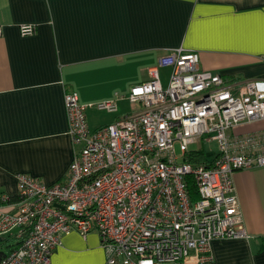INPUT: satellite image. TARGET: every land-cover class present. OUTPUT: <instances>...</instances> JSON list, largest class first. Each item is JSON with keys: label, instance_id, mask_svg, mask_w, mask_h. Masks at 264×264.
I'll use <instances>...</instances> for the list:
<instances>
[{"label": "built area", "instance_id": "2783aa9c", "mask_svg": "<svg viewBox=\"0 0 264 264\" xmlns=\"http://www.w3.org/2000/svg\"><path fill=\"white\" fill-rule=\"evenodd\" d=\"M36 30L20 25L24 36ZM160 67L171 68L168 84ZM151 74L128 95L141 108L95 130L88 107L116 112L117 100L85 104L76 90L65 92L76 147L67 178L47 184L18 174L19 202L0 214V237L17 230L20 240L0 264H49L72 231H98L107 264L206 262L215 239L249 236L234 176L264 166V129L237 128L264 120V82L228 83L181 48ZM212 143L210 161L189 159Z\"/></svg>", "mask_w": 264, "mask_h": 264}, {"label": "crops", "instance_id": "0c3cea01", "mask_svg": "<svg viewBox=\"0 0 264 264\" xmlns=\"http://www.w3.org/2000/svg\"><path fill=\"white\" fill-rule=\"evenodd\" d=\"M24 23L35 34L22 35ZM0 24V214L17 207L19 173L67 178L76 147L66 91L85 104L117 100L116 112L88 107L95 130L141 108L128 99L132 86L175 49L197 51L201 67L228 83L264 82V0H0ZM168 72L159 68L163 83ZM259 129L264 120L237 132ZM234 177L249 236L215 239L211 260L185 264H264V166ZM16 232L0 246L19 242ZM49 264H107L100 233L64 234Z\"/></svg>", "mask_w": 264, "mask_h": 264}, {"label": "trees", "instance_id": "16d2710c", "mask_svg": "<svg viewBox=\"0 0 264 264\" xmlns=\"http://www.w3.org/2000/svg\"><path fill=\"white\" fill-rule=\"evenodd\" d=\"M212 153L200 151V153L193 154L190 156V160L195 163L208 162ZM197 197V193H194ZM18 241L15 238H8L2 242L0 246V263L17 245Z\"/></svg>", "mask_w": 264, "mask_h": 264}, {"label": "rangeland", "instance_id": "374dc122", "mask_svg": "<svg viewBox=\"0 0 264 264\" xmlns=\"http://www.w3.org/2000/svg\"><path fill=\"white\" fill-rule=\"evenodd\" d=\"M169 78H170V73L168 72V75L166 76V74H164V81H165V83L164 84H167L168 83V80H169ZM213 144V143H212ZM179 147V146H178ZM198 147H200V145H198ZM206 147L209 149V145L207 144L206 145ZM216 147V145L215 144H213V146L212 147H210V150L211 151H209V153H212V151H214L215 148ZM212 155H213V153H212Z\"/></svg>", "mask_w": 264, "mask_h": 264}]
</instances>
